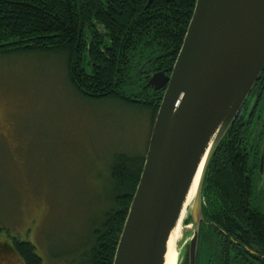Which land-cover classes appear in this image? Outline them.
Here are the masks:
<instances>
[{
  "label": "rangeland",
  "instance_id": "obj_1",
  "mask_svg": "<svg viewBox=\"0 0 264 264\" xmlns=\"http://www.w3.org/2000/svg\"><path fill=\"white\" fill-rule=\"evenodd\" d=\"M152 130L147 109L84 99L62 58L0 55V241L31 242L43 264H85L91 229L112 205L115 155L147 153ZM193 233L185 227L179 264ZM0 264L25 262L0 247Z\"/></svg>",
  "mask_w": 264,
  "mask_h": 264
},
{
  "label": "trees",
  "instance_id": "obj_2",
  "mask_svg": "<svg viewBox=\"0 0 264 264\" xmlns=\"http://www.w3.org/2000/svg\"><path fill=\"white\" fill-rule=\"evenodd\" d=\"M2 1L0 55L34 53L62 58L71 84L84 99L114 100L147 109L154 125L162 92H158L161 96L154 99L155 102L145 97V102L132 103L127 98L131 97L129 93L134 95L135 91L125 90L124 85L129 82L127 80L134 79L133 67L141 62L134 57L151 45L159 48L173 43L175 57L158 61L169 70L173 68L184 41L185 28L175 40L172 36L174 30L171 32L170 29L178 28L182 21L188 28L196 0H154L152 3L148 0H80L76 21L79 11L84 26L96 19V26L102 25L109 38L105 44L113 53L104 57L90 55V58L76 51L72 23L75 17L69 0H66L68 7L65 13L60 10V0H49V8L40 0H35L33 6L8 5ZM160 28L163 37L159 34ZM154 32L157 34L152 38ZM30 36L33 40H27ZM145 38H151L157 44L142 43ZM126 53L130 54L127 58ZM235 129L236 121L217 149L206 179L203 207L206 219L201 229L198 259L213 256L215 264H226L228 261L231 264H250L251 261V264H264V207L252 204L254 184L248 174V161L237 143ZM145 158L146 153L140 157L122 153L115 155L110 169L112 205L91 229L84 247L85 264H113ZM221 228L227 232L226 236ZM2 231L0 225V233ZM236 240L245 242L260 262L256 263L247 256L249 254L241 253ZM0 247L6 253L19 254L25 264H43L36 247L29 241L18 238L13 243L0 241ZM244 252L247 253V250L244 249ZM183 264H188V260L185 259Z\"/></svg>",
  "mask_w": 264,
  "mask_h": 264
},
{
  "label": "water",
  "instance_id": "obj_3",
  "mask_svg": "<svg viewBox=\"0 0 264 264\" xmlns=\"http://www.w3.org/2000/svg\"><path fill=\"white\" fill-rule=\"evenodd\" d=\"M263 70L264 0H196L172 73L148 77V87L165 91L113 264L166 263L170 235L205 160L184 220L194 226L188 264H197L211 162ZM262 159L264 181V153Z\"/></svg>",
  "mask_w": 264,
  "mask_h": 264
},
{
  "label": "flooded vegetation",
  "instance_id": "obj_4",
  "mask_svg": "<svg viewBox=\"0 0 264 264\" xmlns=\"http://www.w3.org/2000/svg\"><path fill=\"white\" fill-rule=\"evenodd\" d=\"M45 6H48L49 0H40ZM154 0H148V2L152 3ZM2 2H6L8 5H19V4H25L28 6L35 5V0H4ZM1 2V3H2ZM68 2L71 5V8L74 12L75 21H72L73 28L75 31V43H77L76 51L77 53H83L85 48V42L86 48H87V55H96L98 54L100 57L104 56H111L112 51L111 48L108 47L105 42L109 39L106 36V32L104 28L101 26H96V19H93V21L89 24V31L90 35L85 29L84 26V19L82 17V14L78 13V21H76V10L79 8L80 0H69ZM68 2L66 0H60V10L62 9L65 13L68 7ZM137 5V3H136ZM138 7V6H137ZM2 6H0V11H2ZM163 20V19H162ZM162 28V27H161ZM160 28V33L162 37L164 36ZM185 28V33L183 40L185 38L186 32H187V26L185 27L184 21L181 22L178 28L175 29H169L174 30V35L172 32V36H174V40L179 37V35L182 33L183 29ZM77 31V32H76ZM157 34V32H154L152 34V38ZM173 38V37H171ZM27 40H33V37L30 36L27 38ZM151 44H157L153 39L145 38L142 43H149ZM173 43H167L165 47H159L155 48L154 46H149L146 50H140V53L134 57L137 59L136 61H141L139 63H136L133 67V74L134 79L127 80L129 81L127 84L124 85L125 90H134V95H131V93L128 94V96H131L130 98H127L132 103H140L145 102V97L148 98V100L155 102L154 99H157V97L161 96L163 97L165 88L162 89H155L153 87H148L149 79L148 77L151 74H154L156 72H165L166 74H171L172 69L169 70L166 67H163L159 64L158 61H162L165 59H172L174 58V48L172 47ZM130 54L126 53V58L129 57ZM117 57V56H116ZM126 81V82H127ZM123 85V84H122ZM123 90V89H121ZM148 91V93H147ZM162 92L161 95L158 94V92ZM140 92H144L143 94H140ZM157 93V95L155 94ZM147 102V101H146ZM236 135H238L237 143L240 144L239 148L240 151L244 154V159H247L248 161V174L252 177L253 184H254V193H252L251 201L253 205H256L258 207H264V181H261V170H262V154L264 153V70L262 71L258 81L256 82L254 88L252 89L249 97L247 98L246 102L242 106L238 117L236 119ZM250 169V171H249ZM264 214V212H263ZM222 229V228H221ZM220 229V230H221ZM222 232L224 235H227V232L222 229ZM220 232V233H222ZM216 236L217 233L215 234ZM241 238V236H240ZM242 239V238H241ZM232 240H234L232 238ZM235 244L238 246L237 249L239 251L247 256H249L251 259H254L256 263H259L258 256L255 255V252L250 249L248 246L245 245V242H242V240H236ZM253 247V246H251ZM244 249L247 250V253L244 252ZM199 262L198 264H215V257L209 256L208 258H201L197 260ZM252 261L250 262V264ZM226 264H231L230 261L226 262Z\"/></svg>",
  "mask_w": 264,
  "mask_h": 264
},
{
  "label": "bare ground",
  "instance_id": "obj_5",
  "mask_svg": "<svg viewBox=\"0 0 264 264\" xmlns=\"http://www.w3.org/2000/svg\"><path fill=\"white\" fill-rule=\"evenodd\" d=\"M204 165H205V160L202 162L199 171L196 175V178L194 180V183L190 189V192L187 196L186 202L184 204V212L182 214V218L180 219V221L178 222V224L176 225V227L174 228V230L172 231L169 241H168V252L166 254V263L165 264H179V252H178V244L180 243L179 241L182 240L183 238V232L186 228H192V223H188V225L184 226L185 222V218H186V214H187V209L189 207V205L192 204L193 199L196 196V193L198 191V187H199V183H200V179L202 176V172L204 169Z\"/></svg>",
  "mask_w": 264,
  "mask_h": 264
}]
</instances>
